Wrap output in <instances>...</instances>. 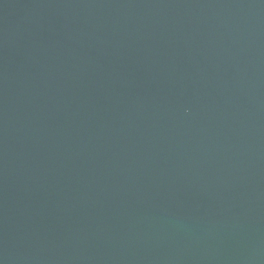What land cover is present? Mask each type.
<instances>
[{"label":"water","instance_id":"95a60500","mask_svg":"<svg viewBox=\"0 0 264 264\" xmlns=\"http://www.w3.org/2000/svg\"><path fill=\"white\" fill-rule=\"evenodd\" d=\"M0 264H264V0H0Z\"/></svg>","mask_w":264,"mask_h":264}]
</instances>
